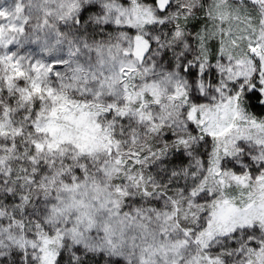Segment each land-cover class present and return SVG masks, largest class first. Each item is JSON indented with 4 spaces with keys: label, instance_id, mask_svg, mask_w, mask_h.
Listing matches in <instances>:
<instances>
[{
    "label": "snow or ice",
    "instance_id": "6c2138e0",
    "mask_svg": "<svg viewBox=\"0 0 264 264\" xmlns=\"http://www.w3.org/2000/svg\"><path fill=\"white\" fill-rule=\"evenodd\" d=\"M0 264H264V0H0Z\"/></svg>",
    "mask_w": 264,
    "mask_h": 264
}]
</instances>
